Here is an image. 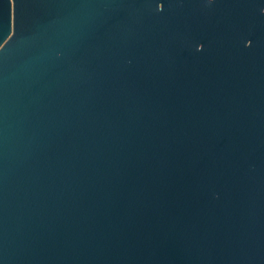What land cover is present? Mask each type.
<instances>
[{
    "label": "water",
    "instance_id": "1",
    "mask_svg": "<svg viewBox=\"0 0 264 264\" xmlns=\"http://www.w3.org/2000/svg\"><path fill=\"white\" fill-rule=\"evenodd\" d=\"M0 264H264V0H0Z\"/></svg>",
    "mask_w": 264,
    "mask_h": 264
}]
</instances>
